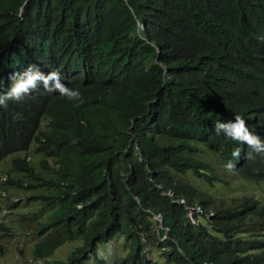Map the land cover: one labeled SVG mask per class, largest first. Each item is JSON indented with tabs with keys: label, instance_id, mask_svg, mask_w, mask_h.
<instances>
[{
	"label": "trees",
	"instance_id": "obj_1",
	"mask_svg": "<svg viewBox=\"0 0 264 264\" xmlns=\"http://www.w3.org/2000/svg\"><path fill=\"white\" fill-rule=\"evenodd\" d=\"M237 1L0 0V95L12 66L36 61L57 67L84 101L35 90L0 107V159L24 152L11 159L20 175L3 182L24 186L26 172L47 187L28 198L49 207L37 233H56L34 242L33 261L110 264L96 243L119 238L124 252L111 264H264V197H216L184 179L228 183L214 156L225 164L240 148L238 176L264 183V157L247 158L246 144L214 130L240 115L264 141V32L236 14ZM32 142L52 175L33 172ZM185 205L202 210L195 223ZM74 238L64 258L49 259Z\"/></svg>",
	"mask_w": 264,
	"mask_h": 264
},
{
	"label": "rangeland",
	"instance_id": "obj_2",
	"mask_svg": "<svg viewBox=\"0 0 264 264\" xmlns=\"http://www.w3.org/2000/svg\"><path fill=\"white\" fill-rule=\"evenodd\" d=\"M41 124H43V118L41 119ZM33 145L34 143L32 142L28 150H26L28 153V162L31 163L33 172L45 177L52 175L50 169L42 166L38 161L40 157L39 153L32 152L31 147ZM21 153L24 152L14 151L5 154L0 160V222L8 227L7 230L0 227V233L5 234L0 235V264H44L43 260H31V249L33 248L34 240H39L45 236L55 234L56 232L49 230L43 234H37V232L34 231L36 222L43 221L50 217L46 211L49 207L48 205H43V200H40L38 197H28L44 192L47 187L39 185L31 175H26V172H20L24 179V186H13L3 182L8 174L20 175L19 173L13 172L15 170L10 168L11 162L9 163V161L12 157ZM214 159L216 171L223 178H226L228 183L216 181L215 185H210L198 181L190 174L186 175L184 179L200 186L202 191L208 192L210 188L211 191H213L212 194L216 197L222 196L227 198L231 195H239L243 192L252 193L255 197H264V183L258 184L253 181H245L238 176L235 170L232 173L227 172L224 168V164L217 155L214 156ZM47 162L49 165H53V160L51 158H47ZM225 200L227 199H223V201ZM11 201H15L16 204L13 208H6L5 204ZM214 202L218 203L219 198H215ZM54 207L55 206H53V208ZM118 241L119 238H117L116 241L96 243V251L110 264L118 254L124 252V250L118 247ZM78 242L79 238L64 240L53 249L49 255V259L64 258ZM145 249H148L147 255L151 259L161 258L159 257L158 250H155L153 247L147 245ZM92 261L93 258H89L86 264H90Z\"/></svg>",
	"mask_w": 264,
	"mask_h": 264
},
{
	"label": "clouds",
	"instance_id": "obj_3",
	"mask_svg": "<svg viewBox=\"0 0 264 264\" xmlns=\"http://www.w3.org/2000/svg\"><path fill=\"white\" fill-rule=\"evenodd\" d=\"M236 8V14H242L249 22H259V25L264 32V0H239L236 3ZM258 39L264 41V37H258ZM8 77L11 82L10 87L6 93L0 95V107H6L7 102L10 100L16 102L22 101L26 95L35 90H44L49 93L58 92L60 96L65 97L69 101L75 102L77 107L84 102L78 89L69 88L63 84L64 77L60 70L54 66H49L36 61H25L12 66V75H9ZM20 118L19 115L16 117V119ZM223 118L225 121H216L214 124V130L217 135L222 133L226 140H231L238 144H246L248 148L251 149V153L247 156L249 159L253 158L252 153L264 157V141H262L258 135L249 130L246 121L242 116L235 115L233 118V116L229 114ZM26 150H28V148ZM240 154L241 149L237 148L231 155L234 160H239ZM27 156L26 159L28 160ZM1 158H3V156ZM234 160H228L224 164L225 170L229 173L234 172L236 168ZM10 162L11 160L9 163ZM246 181H251V179H246ZM166 193L171 195L169 190L166 191ZM178 201L182 202L183 200L179 199ZM6 208L9 207L6 205ZM185 208L189 221L195 223L196 221L192 213L195 211L202 213V210L196 205H185ZM189 210L191 211L189 212ZM153 217L157 218L156 215ZM2 225H4V223H2ZM34 231H36L35 227ZM3 234L0 233V235Z\"/></svg>",
	"mask_w": 264,
	"mask_h": 264
},
{
	"label": "built area",
	"instance_id": "obj_4",
	"mask_svg": "<svg viewBox=\"0 0 264 264\" xmlns=\"http://www.w3.org/2000/svg\"><path fill=\"white\" fill-rule=\"evenodd\" d=\"M190 211H191V210H189V212H190ZM189 212H188V213H189ZM189 214H190V213H189Z\"/></svg>",
	"mask_w": 264,
	"mask_h": 264
}]
</instances>
